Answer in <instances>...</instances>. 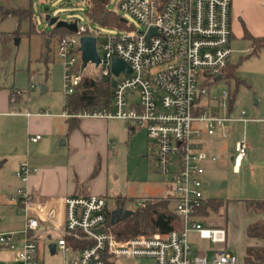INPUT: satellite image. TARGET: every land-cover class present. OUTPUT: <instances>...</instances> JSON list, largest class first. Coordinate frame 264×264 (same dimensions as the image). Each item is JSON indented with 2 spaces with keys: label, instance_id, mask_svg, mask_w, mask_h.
<instances>
[{
  "label": "built area",
  "instance_id": "obj_1",
  "mask_svg": "<svg viewBox=\"0 0 264 264\" xmlns=\"http://www.w3.org/2000/svg\"><path fill=\"white\" fill-rule=\"evenodd\" d=\"M232 5L233 0H120L119 10L132 16L141 30H133L127 20V29L108 34L78 24L74 35L58 39L65 101L88 71L113 80L109 108L73 113L66 106L61 116L122 120L133 132L145 130L154 149V167L171 186L179 225L165 237L139 235L122 240L108 219L107 194L65 197L64 216L58 219L55 211L39 214L32 195L21 187L14 197L19 212L26 214V229L20 236L0 232V245L14 253L11 261L2 264H44L36 231L45 222L47 230L59 234L57 251L71 254L66 264H120L122 259H144L146 264H244L225 249L210 256L189 239L190 233H197L212 244L227 243L226 229L209 228L201 220L208 199L203 192L206 165L218 157L203 150L200 142L205 134L226 139L234 124L249 122L245 113L237 117L230 111L228 90L214 95L209 87L231 62ZM153 29L156 32L149 37ZM84 35L97 37L101 60L99 65L90 61L85 69L80 49ZM115 58L128 63L132 72L115 74ZM40 139L41 135L31 137L34 142ZM250 149L246 138L235 143L231 160L236 172L248 160ZM36 171L24 162L17 176L27 183ZM147 202H141V207ZM69 239L90 244L75 249Z\"/></svg>",
  "mask_w": 264,
  "mask_h": 264
},
{
  "label": "rangeland",
  "instance_id": "obj_2",
  "mask_svg": "<svg viewBox=\"0 0 264 264\" xmlns=\"http://www.w3.org/2000/svg\"><path fill=\"white\" fill-rule=\"evenodd\" d=\"M119 2L120 0H111L109 8L121 14L133 30H141L142 27L132 16L119 10ZM0 4L6 6L0 8V31L19 32L10 44L11 55L1 73L2 83L22 88L25 91L23 105L32 104L31 110L63 113L64 64L58 54V37L47 36L55 28L49 25L48 17L77 21L79 25L85 24L98 30L100 34L116 33L118 29H107L91 23L87 16L89 0H10L9 4L0 0ZM15 9L24 10L23 16L10 13ZM233 20V30L239 35L241 20L238 17L234 19V15ZM250 44V41L243 38L233 40L231 57V62L237 65V76L243 80L234 102L233 114L240 117L245 113L249 122L234 124L226 139L205 134L200 142L203 150L218 157L217 162L206 165L205 180L209 181V185L203 189L205 196L230 200L229 204L218 211L210 210L209 215L201 220L209 228L226 229L227 243L212 244L200 239L197 233L189 234L191 243L208 255L212 256L215 250L225 249L236 254L241 263L245 260L249 246L257 242L264 246L263 240H256L248 235L249 225L264 220V214L249 209L246 205V200H264V46L255 52ZM41 84L47 85L48 91L42 92ZM209 87L212 94L221 95L224 90L235 87V80H212ZM19 129L18 153L0 159V163L7 160L0 166V221L7 230L0 227V232L18 233L20 236L26 229V214L19 212L11 200L15 199L14 194L24 185L16 173L21 160L19 158L22 156V159H26L32 150L21 124ZM243 138H246L251 149L243 168L235 173L231 157L235 143ZM110 139L114 147L109 154L107 168H103V174L99 176L98 186L105 190L111 209L116 207L121 198L125 200L126 208L135 211L144 200L172 193L167 176L154 167V149L145 130L137 129L133 132L129 130V123L126 121L113 120L110 122ZM96 187L92 186L87 190L92 192ZM114 227L112 230L115 232ZM50 234L51 239H48L49 234L38 239L40 258L44 264H66L71 254L58 250L52 255L48 244L50 241H58L59 235L54 232ZM13 257L11 250L0 248L1 264L11 261ZM146 262L144 259L119 261L120 264Z\"/></svg>",
  "mask_w": 264,
  "mask_h": 264
},
{
  "label": "crops",
  "instance_id": "obj_3",
  "mask_svg": "<svg viewBox=\"0 0 264 264\" xmlns=\"http://www.w3.org/2000/svg\"><path fill=\"white\" fill-rule=\"evenodd\" d=\"M4 1L7 4L10 2V0ZM3 7L6 8L5 5L0 4V8ZM233 15L234 19L238 17L242 23L239 35L233 30L235 24ZM244 26L252 35L264 37V0H233V40L244 37ZM1 33L9 32L0 31V45ZM7 61L2 59L0 52V159L18 153L17 137L21 124L24 129L23 134L27 143L30 144L32 152L27 155L26 159H22V156L19 158L21 160L17 171L20 165L26 161L37 169L31 174L28 182L21 187L26 188L32 195L33 204L39 214L44 215L55 211L57 218L62 219L65 197L105 194V190L98 186V181L103 174V168H107V160L114 147L113 141L110 139V122L113 120L78 119V127L68 134L69 119L62 117V113L52 114L46 111L31 110L32 104L23 105L25 91L22 88L15 84L2 83L1 73L5 69ZM42 85L45 86L42 92L48 91L49 87L45 84ZM11 89H18L21 92L13 103L10 101ZM129 130H131L130 125ZM37 135H41V139L36 142L32 141L31 137ZM6 161L1 162L0 166ZM96 168H99V171L93 177ZM234 172L239 173L240 171L234 170ZM208 185L209 181L206 180L205 187L207 188ZM92 186L97 187L92 192H88L87 189ZM11 202L17 209V200L12 199ZM46 226L48 223H42V228L38 230V239L47 234H49L48 239H51L50 233L58 234L55 230H47ZM0 227L2 230H7L3 227L2 222ZM255 245H259L258 242ZM1 247L3 246L0 245Z\"/></svg>",
  "mask_w": 264,
  "mask_h": 264
},
{
  "label": "trees",
  "instance_id": "obj_4",
  "mask_svg": "<svg viewBox=\"0 0 264 264\" xmlns=\"http://www.w3.org/2000/svg\"><path fill=\"white\" fill-rule=\"evenodd\" d=\"M90 9L87 16L91 23L99 27L107 29L125 30L128 28L126 20L123 16L116 11L109 8L111 0H89ZM9 12V11H7ZM24 10H11L10 13L23 16ZM245 27V26H244ZM19 32L1 33L0 52L2 59L7 61L11 55V42L13 37L17 36ZM76 32L64 27H55L49 33L50 37H67L72 36ZM234 35H232V41ZM243 39L250 41V45L255 52L264 46V37H256L250 33L245 27V34ZM237 65L232 62L223 71V79H234L235 87L229 89V104L230 111L234 110V102L239 90V86L243 80L236 74ZM21 94L18 89H11L10 101L15 102L16 97ZM113 100V80L111 78L94 77L91 72H87L83 77L81 84L76 89L75 93L67 96L65 107H69L71 112H78L82 109L99 110L109 108ZM79 125L77 118L69 119V131L71 134ZM99 168L93 172V177L98 174ZM118 200L117 202L125 206V200ZM145 207H140L134 211V214L127 220L116 225L115 233L119 239L126 240L139 235L147 236H161L165 237L172 230L176 229L179 225V218L174 213V199L171 195L147 199ZM230 200L224 198H208L201 213L207 216L212 211H218L225 204H229ZM246 205L249 209H254L261 214H264V200H246ZM111 213H108L110 220ZM248 235L253 239H260L264 241V220L256 221L249 225ZM69 244L75 245V249L83 248L90 244L87 241L75 242L69 239ZM244 264H264V246L253 245L249 246L246 250Z\"/></svg>",
  "mask_w": 264,
  "mask_h": 264
},
{
  "label": "water",
  "instance_id": "obj_5",
  "mask_svg": "<svg viewBox=\"0 0 264 264\" xmlns=\"http://www.w3.org/2000/svg\"><path fill=\"white\" fill-rule=\"evenodd\" d=\"M126 20V19H124ZM48 23L50 26H54V27H64L67 28L69 30H72L74 32L78 31V22L77 21H65V20H60L59 18H50L48 17ZM156 31L155 29H153L149 35V37L154 34ZM47 43H50V39H48ZM81 52H82V68L85 69L86 66L88 65V63L90 61L96 63L97 65L100 64L101 60L98 54V50H97V37L92 36V35H84L81 38ZM113 71L115 74H119V72L121 71H126L131 73L132 69L130 67V65L128 63H126L125 61H123L120 58H115L113 60ZM224 78L223 74H220L216 77V81L218 80H222ZM42 91H44L45 86L44 85H40ZM134 214V211L126 208L123 205H118L117 207H115L112 211H111V218H110V223L112 226H116L119 223L127 220L130 216H132ZM49 249L52 255L56 254L57 251V243L55 241H52L49 244Z\"/></svg>",
  "mask_w": 264,
  "mask_h": 264
},
{
  "label": "flooded vegetation",
  "instance_id": "obj_6",
  "mask_svg": "<svg viewBox=\"0 0 264 264\" xmlns=\"http://www.w3.org/2000/svg\"><path fill=\"white\" fill-rule=\"evenodd\" d=\"M118 205H121V204H119V203L117 202L116 207H117ZM109 208H110V206H109ZM110 209H111V208H110ZM113 209H114V208H113ZM113 209H111V211H112Z\"/></svg>",
  "mask_w": 264,
  "mask_h": 264
}]
</instances>
